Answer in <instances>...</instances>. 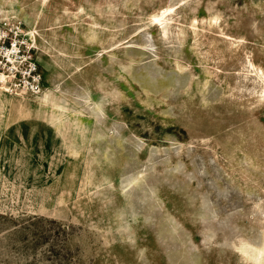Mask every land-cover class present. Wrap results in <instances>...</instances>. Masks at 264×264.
Returning a JSON list of instances; mask_svg holds the SVG:
<instances>
[{"label": "rangeland", "instance_id": "obj_1", "mask_svg": "<svg viewBox=\"0 0 264 264\" xmlns=\"http://www.w3.org/2000/svg\"><path fill=\"white\" fill-rule=\"evenodd\" d=\"M0 264H264V0H0Z\"/></svg>", "mask_w": 264, "mask_h": 264}, {"label": "bare ground", "instance_id": "obj_2", "mask_svg": "<svg viewBox=\"0 0 264 264\" xmlns=\"http://www.w3.org/2000/svg\"><path fill=\"white\" fill-rule=\"evenodd\" d=\"M10 61L13 62L14 64L16 63V59L17 57H15V55H13L11 52H10ZM20 63V61L18 62ZM2 80L5 82L7 80V77L5 75L2 76Z\"/></svg>", "mask_w": 264, "mask_h": 264}]
</instances>
